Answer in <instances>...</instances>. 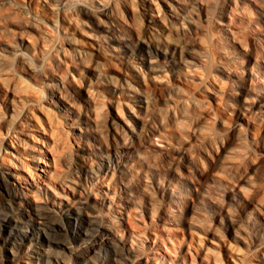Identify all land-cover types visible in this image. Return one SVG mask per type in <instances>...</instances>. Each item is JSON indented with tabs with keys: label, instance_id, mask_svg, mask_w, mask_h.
Segmentation results:
<instances>
[{
	"label": "clouds",
	"instance_id": "obj_1",
	"mask_svg": "<svg viewBox=\"0 0 264 264\" xmlns=\"http://www.w3.org/2000/svg\"><path fill=\"white\" fill-rule=\"evenodd\" d=\"M0 264H264V0H0Z\"/></svg>",
	"mask_w": 264,
	"mask_h": 264
},
{
	"label": "rangeland",
	"instance_id": "obj_2",
	"mask_svg": "<svg viewBox=\"0 0 264 264\" xmlns=\"http://www.w3.org/2000/svg\"><path fill=\"white\" fill-rule=\"evenodd\" d=\"M133 227H135V224H133Z\"/></svg>",
	"mask_w": 264,
	"mask_h": 264
}]
</instances>
